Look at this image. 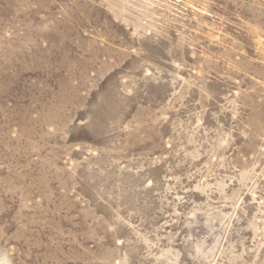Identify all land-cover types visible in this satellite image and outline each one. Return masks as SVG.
<instances>
[{"label":"rangeland","instance_id":"obj_1","mask_svg":"<svg viewBox=\"0 0 264 264\" xmlns=\"http://www.w3.org/2000/svg\"><path fill=\"white\" fill-rule=\"evenodd\" d=\"M0 264H264V0H0Z\"/></svg>","mask_w":264,"mask_h":264}]
</instances>
